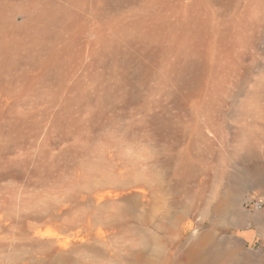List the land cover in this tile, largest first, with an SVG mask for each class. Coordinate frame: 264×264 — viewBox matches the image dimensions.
Instances as JSON below:
<instances>
[{"label":"rangeland","instance_id":"1","mask_svg":"<svg viewBox=\"0 0 264 264\" xmlns=\"http://www.w3.org/2000/svg\"><path fill=\"white\" fill-rule=\"evenodd\" d=\"M264 0H0V264H264Z\"/></svg>","mask_w":264,"mask_h":264},{"label":"built area","instance_id":"2","mask_svg":"<svg viewBox=\"0 0 264 264\" xmlns=\"http://www.w3.org/2000/svg\"><path fill=\"white\" fill-rule=\"evenodd\" d=\"M245 204L251 209H261L264 206V196L248 197L245 200Z\"/></svg>","mask_w":264,"mask_h":264}]
</instances>
